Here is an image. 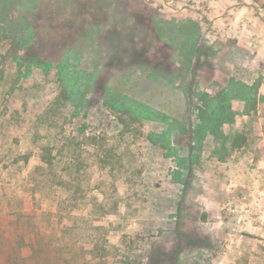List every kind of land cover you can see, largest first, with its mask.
<instances>
[{"label":"rangeland","instance_id":"rangeland-1","mask_svg":"<svg viewBox=\"0 0 264 264\" xmlns=\"http://www.w3.org/2000/svg\"><path fill=\"white\" fill-rule=\"evenodd\" d=\"M19 209L64 264H264V0H0Z\"/></svg>","mask_w":264,"mask_h":264},{"label":"trees","instance_id":"trees-1","mask_svg":"<svg viewBox=\"0 0 264 264\" xmlns=\"http://www.w3.org/2000/svg\"><path fill=\"white\" fill-rule=\"evenodd\" d=\"M36 56L29 55L26 61H32ZM36 61H39L37 59ZM244 98L250 100L249 90L247 88L243 91ZM249 103V102H248ZM203 110H200V112ZM229 105L224 106L221 103L216 104L206 118L201 117L202 125L209 128L211 132L217 130V126L222 122H232L233 115ZM242 134H235L230 139L231 147L240 146L245 140ZM52 210H48L49 213ZM46 213H43L45 215ZM34 213H27L24 210L11 211L4 213L1 219L5 228L0 231V264H64L63 245L61 243V236L56 237L54 247H51L50 242H44L38 239L37 230H34L30 224V230L19 231L16 229V224L22 221L32 219ZM30 221V220H29ZM31 222V221H30ZM13 225L14 229H9L7 226ZM53 231V229H52Z\"/></svg>","mask_w":264,"mask_h":264}]
</instances>
